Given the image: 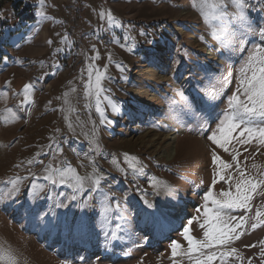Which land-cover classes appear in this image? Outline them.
<instances>
[{"label":"rangeland","instance_id":"obj_1","mask_svg":"<svg viewBox=\"0 0 264 264\" xmlns=\"http://www.w3.org/2000/svg\"><path fill=\"white\" fill-rule=\"evenodd\" d=\"M28 1L32 22L0 11V249L17 264H264V194L224 210L242 225L227 244L189 253L183 234L204 240L209 188L223 200L239 171L264 179V119L227 151L208 139L264 48V0H243L251 31L232 0L223 22L216 0Z\"/></svg>","mask_w":264,"mask_h":264},{"label":"snow or ice","instance_id":"obj_2","mask_svg":"<svg viewBox=\"0 0 264 264\" xmlns=\"http://www.w3.org/2000/svg\"><path fill=\"white\" fill-rule=\"evenodd\" d=\"M207 4L208 0H204ZM233 6L236 8V14L239 16V22L249 31L252 30V26L247 23L243 16V0H232ZM213 19L219 22H223L227 16V13L223 10V4L220 0H216L212 7ZM103 13L101 17L103 18ZM204 14L202 13V16ZM109 23L112 24L111 14H108ZM118 26V25H117ZM259 35L264 38V28L259 30ZM242 78L239 81V87L237 93H234L230 98L229 107L230 113L226 114L225 119L221 121V125L218 127V131L221 136L218 138L215 133L208 136V139L213 144L220 148H225V145L229 142L231 134L236 130L239 131V137H245V134L249 137L257 135V130L250 127L256 119H264V48L257 46L255 51L251 53L241 68ZM99 80V77H97ZM32 85H25V99L27 100V93L32 90ZM244 99L241 100L240 97ZM260 142L264 143V128L258 130ZM236 139V137H231ZM239 142H250L240 140ZM227 151V149L225 148ZM217 157L213 154V164L217 162ZM235 160V157H233ZM225 168L229 165H224ZM255 167V165H254ZM67 171H71L68 169ZM239 171V169H238ZM241 177L240 181L236 184V192L233 195L231 192H222L221 196L225 197L223 200L212 199V190L209 188L207 194L204 196L205 201L211 200L215 211L212 212L205 207V216L207 217L205 223L208 225V229L204 232V240L197 241L189 236V229L184 228V238L189 245V253L194 250H200L205 248H212L217 245L227 244L231 239L238 238L233 237L231 234L236 232L237 228L242 227L240 223L234 226H229L223 216L224 210H236L249 208L250 201L253 199V194H264L257 193V189L264 185V179L259 181H253L252 179H245V173L239 171ZM228 179H232L231 176ZM77 183H82L78 177H76ZM98 183V181H96ZM215 183V180L213 181ZM147 203V202H146ZM147 207H153L152 204H147ZM261 212L257 211L256 216H261ZM46 215V214H45ZM43 219V215L41 216ZM231 219H236L231 217ZM244 217H240V220H244ZM66 228L69 227L67 223L64 225ZM204 227V225H201ZM253 228L257 227L256 224L252 225ZM173 255L176 254V249L179 247L175 242L171 245ZM235 251L234 249L232 250ZM213 255H208L206 260H197L196 264H211ZM0 264H17L15 257L8 251L0 249Z\"/></svg>","mask_w":264,"mask_h":264},{"label":"trees","instance_id":"obj_3","mask_svg":"<svg viewBox=\"0 0 264 264\" xmlns=\"http://www.w3.org/2000/svg\"><path fill=\"white\" fill-rule=\"evenodd\" d=\"M5 4L10 5L14 16L20 23L26 24L34 20L33 6L28 0H0V11ZM7 24L8 21L0 17V40L4 34V30L8 28ZM9 32L11 31L9 30ZM6 41L4 40V42Z\"/></svg>","mask_w":264,"mask_h":264},{"label":"built area","instance_id":"obj_4","mask_svg":"<svg viewBox=\"0 0 264 264\" xmlns=\"http://www.w3.org/2000/svg\"><path fill=\"white\" fill-rule=\"evenodd\" d=\"M78 1H83V0H78Z\"/></svg>","mask_w":264,"mask_h":264}]
</instances>
